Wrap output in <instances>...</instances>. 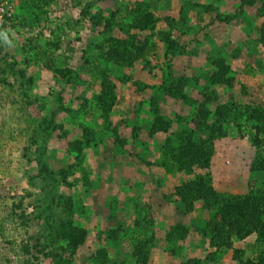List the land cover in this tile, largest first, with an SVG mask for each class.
Returning <instances> with one entry per match:
<instances>
[{
    "label": "rangeland",
    "instance_id": "374dc122",
    "mask_svg": "<svg viewBox=\"0 0 264 264\" xmlns=\"http://www.w3.org/2000/svg\"><path fill=\"white\" fill-rule=\"evenodd\" d=\"M9 1L0 264H264V0ZM140 2L153 27L126 35L114 17L127 25ZM180 80L184 98L168 97ZM188 146L207 167L177 160ZM200 180L245 199L241 235Z\"/></svg>",
    "mask_w": 264,
    "mask_h": 264
},
{
    "label": "trees",
    "instance_id": "16d2710c",
    "mask_svg": "<svg viewBox=\"0 0 264 264\" xmlns=\"http://www.w3.org/2000/svg\"><path fill=\"white\" fill-rule=\"evenodd\" d=\"M242 3H244L247 6H250L254 3V0H240ZM150 4L146 2H140L135 5V7L130 11L127 18H124V20L127 19L129 22L127 25L122 24L121 17H114V26H118L123 28V26L126 27L125 33L126 35L129 33L130 30L132 31H145L148 28L153 27L154 24V14L152 13ZM123 20V21H124ZM107 27H109L110 22H106ZM132 37V35H131ZM128 42L122 44V50L121 47L119 50L114 49V56L117 57H124L128 51ZM120 59V58H118ZM47 70L54 71L53 67L47 66ZM55 72V71H54ZM60 73V72H59ZM184 90H185V83L183 80L178 81L174 85H170L164 89L165 94L172 98V99H183L184 98ZM151 107L153 110V113L155 115L154 118V128L157 130H165V124L166 122L164 119L160 116L159 111V104L156 99H153L151 102ZM117 143L121 144L120 139L116 141ZM208 155L205 154L203 156V152L201 150V147L196 146H188L186 148L180 149L179 153H177V160L179 162L185 161L187 162V166L190 165H196L200 164L203 167L208 166ZM186 167V166H185ZM198 193L202 194V199L205 200V202H214L221 206V209L223 210V215L226 218V224H223L220 228L223 231L225 228H228L227 234L230 236L232 235H241V230L247 225H250L251 220L255 219L250 216L245 217L246 212L248 211L247 202L244 198H237L238 200L232 201V200H225L224 198L220 197L212 188L205 185V182L203 180L199 181V184H197ZM190 192V189L188 187H183L179 190V196L185 200V208L190 210V200H192L191 197H188V194ZM200 196V195H198ZM190 198V199H189ZM254 200V199H253ZM257 207H262L264 210V197L260 198V196H257L255 198V201ZM253 207V206H252ZM255 209V207H253ZM256 216V215H255ZM252 220V223L254 222ZM225 233V232H224ZM143 255V254H142Z\"/></svg>",
    "mask_w": 264,
    "mask_h": 264
},
{
    "label": "built area",
    "instance_id": "2783aa9c",
    "mask_svg": "<svg viewBox=\"0 0 264 264\" xmlns=\"http://www.w3.org/2000/svg\"><path fill=\"white\" fill-rule=\"evenodd\" d=\"M74 0H59L62 7L67 8L72 5ZM13 19V10L9 0H0V25Z\"/></svg>",
    "mask_w": 264,
    "mask_h": 264
}]
</instances>
